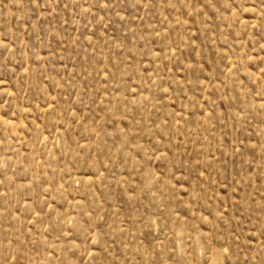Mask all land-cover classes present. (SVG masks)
I'll use <instances>...</instances> for the list:
<instances>
[{"label":"rangeland","instance_id":"374dc122","mask_svg":"<svg viewBox=\"0 0 264 264\" xmlns=\"http://www.w3.org/2000/svg\"><path fill=\"white\" fill-rule=\"evenodd\" d=\"M0 264H264V0H0Z\"/></svg>","mask_w":264,"mask_h":264}]
</instances>
